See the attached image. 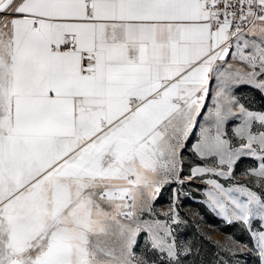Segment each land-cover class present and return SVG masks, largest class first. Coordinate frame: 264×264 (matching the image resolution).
Masks as SVG:
<instances>
[{"label": "snow or ice", "instance_id": "1", "mask_svg": "<svg viewBox=\"0 0 264 264\" xmlns=\"http://www.w3.org/2000/svg\"><path fill=\"white\" fill-rule=\"evenodd\" d=\"M241 83L264 90V0H0V264H155L141 235L179 264V191L154 205L184 180L264 264V113Z\"/></svg>", "mask_w": 264, "mask_h": 264}, {"label": "rangeland", "instance_id": "2", "mask_svg": "<svg viewBox=\"0 0 264 264\" xmlns=\"http://www.w3.org/2000/svg\"><path fill=\"white\" fill-rule=\"evenodd\" d=\"M229 63L240 66L238 61L231 59ZM235 95L240 104L249 110L264 113V90L248 83H241L235 89ZM208 103H212L211 99ZM194 142L195 136L192 137L189 148L185 149V166L181 179L188 175L194 161L199 163L190 152L191 143ZM255 163L253 159L241 158L235 165L234 181L249 183L244 173ZM205 187L206 185L199 180L191 182L184 180L183 187L179 182L171 183L163 187L155 201L154 212L163 218L161 214L167 212L173 203V189L179 191L176 208L183 221L175 227L176 244L180 253L179 264H259L258 255L245 226L239 222L228 224L211 211L203 202L205 198L197 191ZM144 239L141 235L136 252L146 255L149 262L155 261V264H162L160 255L148 250ZM163 264H168L167 259L163 261Z\"/></svg>", "mask_w": 264, "mask_h": 264}]
</instances>
